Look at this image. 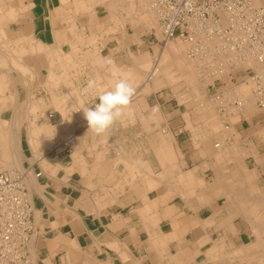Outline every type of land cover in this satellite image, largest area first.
<instances>
[{"label":"crops","instance_id":"obj_1","mask_svg":"<svg viewBox=\"0 0 264 264\" xmlns=\"http://www.w3.org/2000/svg\"><path fill=\"white\" fill-rule=\"evenodd\" d=\"M88 1H22V6L30 7L21 13L19 36H31L58 54L35 55L36 95L50 106L47 115L53 127L65 123L72 127L58 141L61 143L69 137L75 140L67 155L54 151L55 157L48 158L54 165L53 176L52 173H49L51 177L46 176L47 172H40L34 165L27 168L34 175L41 174L36 179L43 196L49 200H38L40 207L46 208L50 226H36L38 235L31 249V255L33 251L35 254L34 264H201L217 257L219 252L227 256L238 248L236 252L243 253L249 247L246 246L249 235L244 226L247 221L238 215V210L244 212L252 229L255 222L251 214L258 212L262 219L257 227L264 229V189L257 190L254 185L256 171L261 167L256 155L260 151L256 149L258 138L253 130L264 125V114L245 118L243 111L239 122L221 131L218 127L222 118L210 105L203 107L199 88L196 107L200 115L197 116L194 107L190 110H182L178 104L177 108L173 107L164 91L154 90L148 83L149 87H135L123 122L115 123L99 135L89 130L82 110H78L81 105L97 102L95 92H83L90 78L89 63L98 61L95 70L99 81L108 88L113 82L104 76L103 70L109 66L104 65L105 60L114 61L116 70L124 73L129 69L122 66L131 64L139 51L137 68L145 65L148 52L143 45L128 39L121 26L112 23L111 12L97 6L95 1ZM68 56L69 60L73 58L70 61L76 67L72 71L78 75L73 79L67 101L57 103L59 99H56V105L48 89L47 68L50 63L63 64ZM62 84L59 82L56 88L59 95L65 91ZM187 88L190 91L191 87ZM210 90L216 91L212 86ZM80 98L82 103L78 101ZM251 107L245 111L250 112ZM154 108L158 110L153 111ZM192 129L198 131L196 141ZM236 138L238 144L231 147ZM222 154L234 160L237 167L228 169L226 162L221 165L220 161L226 160ZM241 161L257 170L247 171L248 168L239 166ZM259 176L263 179L264 173ZM27 180H31L29 176ZM223 181L228 188H224ZM236 183L248 187L240 191L237 186L235 190ZM223 189L226 197L229 193L236 204L233 200L226 201ZM257 251L260 257L261 249Z\"/></svg>","mask_w":264,"mask_h":264},{"label":"bare ground","instance_id":"obj_2","mask_svg":"<svg viewBox=\"0 0 264 264\" xmlns=\"http://www.w3.org/2000/svg\"><path fill=\"white\" fill-rule=\"evenodd\" d=\"M94 1H95V3H96L97 6H100V7L104 8V9H107L109 12H111V14H112L111 18L114 21L112 23H115L118 26H122L125 23H130L133 26L134 25L135 26H139L140 28H144L146 30H149L150 28H152L154 26L155 27L157 26V15H156V11L154 10L153 5H152L155 0H89L88 2L93 3ZM140 1L143 2L141 4V6H136V4L138 2H140ZM15 2H17V4H18L19 1L16 0ZM138 4H140V3H138ZM22 5L21 4L20 5L18 4L17 7L16 6L15 7L14 6L11 7V9H9V11H7V13H6L7 15H5V16H7V19H9V20H13V18L15 19V16L17 15V12L18 11H24L25 9H27L28 7H30V5L29 6H22ZM23 37L24 38H21L19 41L16 42V44H14L15 47H13V49H11L12 47H10V51L11 52H8V51H6V50L3 49V46H4L5 41H4L3 38L0 37V55L3 56V57H6L7 56V59L5 61L3 60L1 62L2 63H7L8 64V68H10L12 71H15L16 80H20V83H21V80H22L25 84H30L34 80V78H35V71H34V57H35V55L37 53L45 52V54H47L48 56L50 55V57H51V55L53 56V55H56L57 53L55 51H50L49 49L44 48L41 43H39L37 41H34L31 36L25 35ZM90 43H91V41H90ZM197 44H198V46H197ZM6 45H8V44L6 43ZM61 52L62 51H60V53ZM154 52L156 53V58H155L154 61L149 60V61H147V63H145V65H143V66H141L139 68H134V69H137L141 73L140 74L141 76H139L138 71L137 72L135 71V72L132 73L131 72V69H129L128 71L125 70L124 73L121 71L120 73L122 75H125V76L129 77L134 86H136V84H138V82L141 80L140 77H143L144 78L143 81H146V87H149L148 86V82H147V81H149L151 83L152 89H154V90H157V89H159V88L167 85V86H169V87L172 88V90L174 91V93L178 96V99H179L180 102L181 101L184 102L185 99H188L187 98L188 96H190V97L193 96L192 98L195 99L196 96L198 95L199 89L205 91V87L207 85L206 83H207V81H208L209 78L210 79H215V77L223 76L222 74L228 73L230 71V69H232L231 67H233V68L235 67L236 68L235 70H238V69H240L242 67H248V66H250L251 68H253L255 70H258V69L260 70L261 69L255 63V61L252 60V59H250V58H248L245 62H242V63L236 62L233 59V56L232 55H230L228 53L227 54L224 53L225 51H222L219 48V40L216 37H210L208 35L201 34V33H198L197 35H195L191 40H183L181 38L175 37V38H173L171 40H168L162 48H160V47H158L156 45V47L154 48ZM70 54L71 53H69L68 55L71 56ZM66 55L67 54H65L64 57H66ZM69 56L66 59H68ZM92 57L95 58L96 56H92ZM92 57H90V58H92ZM53 59H55V58H53ZM50 60H51V58H50ZM70 60L73 61V58H71ZM70 60L69 59L67 61L64 60V62L66 61V63L63 62V64H59V61L57 62L58 64H56V63H50L49 66H48V68H47V74H48V81H47L48 82V89L52 93V97H53V101H54L53 103H56V99H59V101L57 103L67 101V98L69 96V93L72 91V90H69V89H71V87L73 85V79H75L74 77L76 76L77 72L72 71L76 67V64H74L75 63L74 62L73 65H72V63H71ZM85 60H87V59H85ZM97 63H98L97 60H94V61L92 60L89 63L88 66L91 67V69L89 67L87 68V69L90 70V71L88 70V72H87L88 78L89 77L90 78H97L98 77V73L95 70V65ZM243 63H245V64H243ZM104 65H105V63H104ZM111 68H115V66L114 65L108 66V68H105V70H103L104 76L108 79L107 80L108 82H110V81L113 82V80H112L113 77H112L111 71H110ZM115 69H117V68H115ZM84 70H85V68H84ZM203 75L206 76V77H208V79L206 80V78H201ZM198 78L199 79H203V81H206V82H204V84L201 83L202 86H203V89L202 88H199L198 89V87H199V86H197L198 85L197 80H199ZM65 81H67V82H65ZM59 82H62L64 84V86H65V91H63V95H62V93H60V95H59L56 92V88H57ZM43 85H44V83H43ZM180 86L181 87H183V86L189 87L190 86L191 87V90L188 91V94H187V92L185 94V90H184V92L181 91L180 90V88H181ZM4 88H8L10 90L12 87H11V84H8L5 81V76L4 75H1L0 76V93L3 91ZM232 88L233 89L230 91V93L228 92V95L229 96H232V97L233 96H239V98H242L243 101L245 102V105L243 106V109H242L241 112H243V111L247 110L249 107H251V105L254 102H253V98H252L251 93H250L249 86L247 84H245V83L242 82L238 86H235V87H232ZM146 89H148V88H146ZM81 92H82V90H81ZM75 93H78V92H75ZM29 94H31V93H29ZM76 96H78V95H76ZM7 97L8 98H6V99H4V97H3L2 99H0V101L3 102V103L13 102L14 95H11V93H10V95H8ZM78 101H79V103H82V99L81 98ZM57 103H56V105H57ZM206 103H208L209 105L212 106L213 111L215 112V114L221 119L222 117L217 113L215 103L212 100L210 102L208 100V102H206ZM78 104L77 105L75 104L76 105V108H77ZM70 106H73V105L71 104ZM204 106L206 107L207 104H204ZM80 107H78V108H80ZM203 107H201V108L203 109ZM49 108H50V106L49 105H46L43 102V100L38 99V100H36L34 102H30L27 113H30L31 116L33 115L32 117H34V119H35V115L34 114L37 113V111L39 113H40V111L41 112H47V111L49 112ZM75 112H76V110H75ZM64 113L66 114V112H64ZM64 113H63V116H65ZM204 113H206V112H204ZM240 113L238 115H236L233 118L234 120H231V122H233V123L234 122H237ZM40 115L42 116V114H40ZM34 119H32V120H34ZM47 119H48V116H47ZM73 119H75V118L73 117ZM25 121H27V119ZM67 121H69V120H67ZM73 121H75V120H73ZM204 123H205V121H204ZM221 123H222L223 128H225L223 122H221ZM68 125L69 124H66L65 123V124H62L60 126H58V125L55 126V127H52L51 126L52 128H49L48 126H46V128H42V127H40L39 123H37L35 120L32 121V122H28V123L25 124V127L27 126V130H26L27 131V138H28L27 140H28L29 145L31 146V152H32L31 153V157H33L34 159L37 160L39 166L43 170H48L49 172L51 171V173H52L54 171L53 170V167H52L53 164H51V162L45 157L44 154H37V155H35V149H36L37 145L38 146H41L43 148L42 150L47 153V151L49 150V148L47 146H49V144H51L55 140H57L58 137H62L63 134L69 133L68 132L70 130L69 127H71V126L68 127ZM7 126H8V124H7V122L5 120H0V171L2 172L4 170H6L7 172H15V171H18L17 170V166L20 167L22 165L14 157L13 149H14V146H15V149L18 148V150H19V148H20V150H21V147H19L20 146V138L23 135V133H25V130H24V127H23V128H21L19 130V133H18V129H17L16 130V133L14 132V134H13L12 132H10L8 130H5V131L2 130V127H7ZM229 129H231V128L229 127ZM225 130H227V129H225ZM48 131H49V133L47 134L48 135L47 137L38 138V136H37L38 134H40V133H47ZM70 131H72V130H70ZM17 134H19V135H17ZM62 142H61L62 145H69L71 148L73 146H75V144H74L75 143L74 137H69L67 139H64ZM13 144H14V146L12 147ZM216 146H218V145H216ZM100 147H103V146H100ZM61 149H63V148H61ZM25 152H23V153H25ZM218 156L220 157L221 155L219 154ZM76 157H75V159H76ZM222 157H224L223 154H222ZM219 159H221V158H219ZM219 159H217V160L219 161ZM74 161H76V160H74ZM120 162H122V161H120ZM26 171H24V172L25 173H29V171H27V172ZM79 172H81V171H79ZM33 178L36 179V175H34ZM188 178H189V176H188ZM25 182H26V185H27L28 190H29L30 201H31V204H32V207H33V210H34V218L36 220V223H38L40 226H43V227H49L50 226V223H49V220H48V215H47L46 208L40 207V205H41L39 203L40 201L38 202L39 199H41V200H44L45 199V197L42 195L41 187L39 186V184H38L37 181L32 180V179L29 181L26 178L25 179ZM180 182H181V180H180ZM220 182H221V180H220ZM250 185H249V187H250ZM247 187H248V185H247ZM248 198H250V197H248ZM204 201H206V200L204 199ZM263 202H264V200H263ZM239 203H241V201L238 202V204ZM247 203H248V201H247ZM251 206L254 207L253 204ZM251 215H253L252 216L253 218H251V219H253V221L255 222L254 225H253V229H252L253 230V233L255 235V238H256L255 246L257 247V249H259L261 247L260 248L261 249V252H260V255L261 256L259 258H257V261L256 262H257V264H264V243H263L264 239H262V238H264V229H259L257 227L258 226L257 223H258V221L260 219H262V217L256 211H253ZM258 217H261V218H258ZM213 245H215V244H213ZM215 248H217V247H215ZM236 249H238V248H236ZM237 253H239V252L237 251ZM219 255H220V252L218 253V256ZM31 256H32L31 257L32 264H34V259H35L34 251H33V254ZM214 260H216V257L214 258ZM211 261H213V260H211Z\"/></svg>","mask_w":264,"mask_h":264},{"label":"built area","instance_id":"obj_3","mask_svg":"<svg viewBox=\"0 0 264 264\" xmlns=\"http://www.w3.org/2000/svg\"><path fill=\"white\" fill-rule=\"evenodd\" d=\"M152 5L156 44L175 37L191 40L201 33L216 37L219 48L236 62L254 60L261 69L242 67L241 79L250 88L256 110L264 114V0H155ZM231 68L229 75H237ZM231 90L232 86L220 87L210 95L225 129L245 105L239 96L228 95ZM26 178L24 171H0V264H32L38 233Z\"/></svg>","mask_w":264,"mask_h":264},{"label":"rangeland","instance_id":"obj_4","mask_svg":"<svg viewBox=\"0 0 264 264\" xmlns=\"http://www.w3.org/2000/svg\"><path fill=\"white\" fill-rule=\"evenodd\" d=\"M15 1L16 0H0V28H1L0 29V37L3 38L4 41H5L3 49L8 51V52H11L10 51V47H12L11 49H13V47H15L14 44H16V42L19 41L22 38V36H23V35L19 36L20 35V33H19L20 31H19V28L17 27L18 24H19L20 19H22L21 13L23 11H18L17 15L15 16V19L13 18V20H9V19H7V16H5V15H7L6 14L7 11H9V9H11V7H13V6L17 7L18 4ZM18 1H19L18 3H20L22 5V1H24V0H18ZM138 3H140V4H138ZM138 3L136 4V6H141V4L143 2L140 1ZM121 28L123 30V33L127 35L128 39L132 40V42L135 41L137 44H139V46L142 47V45H143L146 48V50H147L149 55L146 53L145 56L148 58V61L149 60H151V61L155 60L156 53L154 52V48L156 47V45L158 47H160V48H162L164 46V45L162 46V45L156 44V42L153 39V34L155 33L154 29H156L155 26L150 28L149 30H146L144 28H140L139 26H135V25L133 26L130 23H125V24H123L121 26ZM125 28L128 29L127 33H126V29ZM6 43L8 45H6ZM139 50H141V48ZM6 59H7V56L3 57V56L0 55V76L4 75L5 76V81L8 84H11L12 88L10 90L8 88H4L3 91L0 93V97H1L0 99H2L3 97H4V99L8 98L7 96L10 95V93H11V95H14V98H13V102H9V103H3V102L0 101V120H5L7 122V124H8L7 127H2V130L3 131L8 130V131L12 132L13 134H14V132L16 133L17 129H18V133H19V130L24 127L25 133H23V135L20 138V146L19 147H21V150H20V148H19V150H18V148L15 149L14 144L12 145V147L14 146V149H13L14 157L22 165L20 167L16 165L17 166V170L18 171H25L30 166H31V168H33V165H34L35 167H37V169H39V171L41 170L40 172H43L44 174H46V172L48 174L49 173L51 174V171L49 172L48 170H43L39 166L37 160L34 159L33 157H31V153H32L31 152V146L29 145L28 140H27L28 139L27 138V131H26L27 130V126L25 127L26 123L32 122V121L35 120L37 123H39L40 127H42V128H46V126H48L49 128H52L53 124L50 123L48 121V119H47L48 111L47 112H41L40 111V113L37 111V113L34 114L35 115V119H34V117H32L33 115L31 116L30 113H27L30 102H34V101L39 99L38 96L36 95V91H35V87H34V80L30 84H25L22 80H21V83H20V80H16L15 71H12L10 68H8V64L7 63H2L1 62L3 60L5 61ZM138 60H140V51H139L137 57L132 59V63L131 64H125V65L122 66V68L123 69H131L132 73L135 72V71L137 72L138 70L134 69V68L138 67V64H139ZM242 69L243 68L238 69L237 72H235L237 75H229V73H230L229 72L227 74H224L223 76L215 77V79H210V78L208 79V77L203 75L201 78H206V80L208 79V81L206 83L207 85L205 87V91H202L200 89L201 92L199 93V101H202L203 104L209 105L206 102H208V100L210 99V95L212 94V92L210 90V86H213L214 90H216V89H218L220 87L221 88L222 87H230V86H232V87L234 86L235 87V86H238L239 84H241L243 82L241 77L243 76V70H244V69L243 70ZM249 69H252V68H249ZM233 71H235V70H233ZM138 73H139V76H141L140 75L141 73L139 71H138ZM230 76L232 78H230ZM235 76H236V78H235ZM140 78H142V79L138 82V84H136V86H134V87H137L139 89L143 88V86L146 85V81H143V77H140ZM65 82H67V81H65ZM147 82L149 83V86H151V83L149 81H147ZM197 82H198L197 86H199L198 88H202L203 89L202 84H204V82H206V81H203V79H199V80H197ZM161 90H162V92L163 91L165 92V97L167 99H169V103H171L173 107L177 108V104L179 106L183 107L182 110H190V109H192L194 107V109H196L195 110L196 115L197 116L200 115L199 113H197V107H196L198 105V100L196 98L195 99L192 98L193 96L192 97L188 96L187 97L188 99H185L184 102L181 101L182 102L181 103L179 101L178 97L174 95V91L172 90L171 87L166 85V86H163V87L159 88L157 91H161ZM180 90L183 91V92L185 90V94H186V92L188 94L189 88H187L186 86L185 87L183 86V88L182 89L180 88ZM29 93H31V94H29ZM253 102H254V99H253ZM251 106H252L251 107L252 109L250 110V112L249 111H247V112L244 111V117L245 118L249 117L250 115H255L256 113H258L254 103ZM204 108H205V106H204ZM210 108L213 111V108H212L211 105H210ZM40 114H42V116L43 115L44 116L42 117ZM26 119H27V121H25ZM32 119H34V120H32ZM218 129H220L221 131L223 130V127H222L221 124H219ZM253 130L255 132V135L258 138L259 146L257 144V148L256 149L259 148L260 151H259V153H256V155L258 156L257 163L260 165V167H261L260 169L261 170H258V172H257L256 171L257 169L255 170V168H253V167H249L248 168L243 163V161H241V165H239V166L248 168L247 171H250L249 169H254L256 171V178H255V181H254V185H255V187H257V190L261 191V190L264 189V177H263V179H261L260 176H259V174H261L262 172L264 173V136H263V133H262V132H264V125H262V126L258 125L256 127H254ZM192 131H193V135H194L193 136V140L196 141V139H195L196 137L195 136L198 137V135L196 134V132H198V131L196 129H192ZM259 132H261V134H259ZM48 133H49V131L47 133H40L37 136H38V138H44V137L48 136L47 135ZM17 135H19V134H17ZM59 138L60 137H58L57 140ZM57 140H55L53 143H51V144H49V146H47L49 148L47 153L42 150L43 148L41 146L37 145V147L35 149V155L44 154L45 157L47 159L49 158L50 160H52L55 157L54 151H57V152L62 151L64 154L67 155L68 151L71 149L70 146L69 145H62L60 143V141L56 142ZM236 144H238L237 138L235 140V143L232 144L231 147L234 146V145L236 146ZM61 148H63V149H61ZM218 149L220 150V148H218ZM23 152H25V153H23ZM224 158H226V157H224ZM228 159L226 158V160H223V161L221 160L220 164L223 165L226 162V163L229 164L228 169H235V166L237 167V165H236L237 163L236 162L234 163L233 160H231V159L228 160ZM223 168H224V170H223V173H224L226 168H225V166ZM2 172H7V171L4 170ZM50 174L49 175L46 174V176H50ZM54 174H55V172L52 173L51 175L53 176ZM33 175H34V172L33 171L31 172V170H30L29 171V175H28L29 178L32 179V180L37 181V179L33 178ZM223 182H224L223 185L225 186L224 188H228L229 186L227 185V183L225 181H223ZM240 184L241 183L234 184V187L233 186L232 187L236 190V188L238 186V187H240L238 190L241 189L240 191H242L243 188L247 187L245 184H242V185H240ZM41 190H42V188H41ZM256 192H259V191H256ZM222 196H224L227 199L226 201H228V203L232 202V200H233V204H234V202H235L234 199L231 200L232 197L229 196V193H228V198H227L226 197V190H224V189H223ZM44 200L47 201L48 198H45ZM235 204H236V202H235ZM234 209L236 210L235 206H234ZM228 210H229V208H228ZM237 213H238V215L240 217L243 216L244 220L247 221L246 223H244V226L247 227V231H248V235H249V241L247 242L246 246H250V247H248V249L247 248L244 249V252L241 253V254L237 253L236 252L237 249L235 248L227 256L219 255V256L216 257V260H214L215 257L214 258L211 257V258L208 259V261L207 260L206 261H202L201 264H205L206 262H211L213 264H219V263L220 264L221 263L222 264H257L256 261H257V258H259V257H258V254H257V252H258L257 248L254 247L255 243H256L255 242L256 238H255V235H254V233L252 231L251 224L249 223L248 218L245 217V215L241 211L238 210ZM37 224L38 223H36V225ZM37 226L39 228L43 227V226H40L39 224ZM211 260H213V261H211Z\"/></svg>","mask_w":264,"mask_h":264},{"label":"clouds","instance_id":"obj_5","mask_svg":"<svg viewBox=\"0 0 264 264\" xmlns=\"http://www.w3.org/2000/svg\"><path fill=\"white\" fill-rule=\"evenodd\" d=\"M104 63L109 66L114 65L112 60H105ZM110 71L113 77L111 87H103L98 77L88 79L83 92H95L94 99L97 102L91 106L85 104L78 109L82 110L89 130L98 135L105 133L115 123L123 122V117L136 91L129 77L122 75L115 68H111ZM157 110V108L153 109V111Z\"/></svg>","mask_w":264,"mask_h":264}]
</instances>
